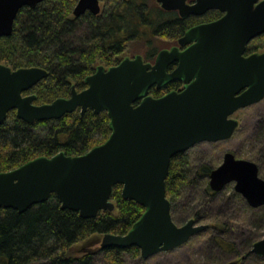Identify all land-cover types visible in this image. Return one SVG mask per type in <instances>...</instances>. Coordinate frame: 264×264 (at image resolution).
<instances>
[{"label":"water","instance_id":"95a60500","mask_svg":"<svg viewBox=\"0 0 264 264\" xmlns=\"http://www.w3.org/2000/svg\"><path fill=\"white\" fill-rule=\"evenodd\" d=\"M43 0H0V38L10 37L17 14ZM78 0L73 17L87 11L97 16L100 2ZM165 11L182 19L209 11L223 15L189 29L177 47L160 51L154 63L142 56L124 58L110 68L98 66L85 78L81 92L71 89L68 98L36 105L27 94L48 73L40 68L12 70L0 64V123L10 111L17 119L35 122L59 120L79 110L107 113V140L81 156L60 152L38 157L9 172L0 173V209L23 213L45 203L53 194L61 209L77 212L82 219L114 210L112 189L122 186L121 196L140 205L144 212L125 235L104 234L101 249L136 247L142 260L170 252L208 229L189 220L178 227L172 220L165 181L171 159L196 144L229 140L238 128L232 116L264 100V52L245 56L247 45L264 34V0H156ZM177 63L168 73L167 68ZM180 81L181 91L159 98L149 95L168 83ZM234 190L253 209L264 206V179L258 166L224 153L221 164L210 172L209 186L220 192ZM251 253L264 257V238ZM228 264H237V261Z\"/></svg>","mask_w":264,"mask_h":264},{"label":"trees","instance_id":"16d2710c","mask_svg":"<svg viewBox=\"0 0 264 264\" xmlns=\"http://www.w3.org/2000/svg\"><path fill=\"white\" fill-rule=\"evenodd\" d=\"M77 1L43 0L33 8L24 7L17 14L12 35L0 38V64L12 70L35 67L48 73L30 91L36 96L37 105L68 98L72 87L84 90L85 78L98 66H115L124 55H141L145 62L152 63L165 44L176 41L189 27L221 17L218 11H211L202 18L182 20L177 13L162 10L155 0H111L99 16L88 14L74 18L72 12ZM256 39L263 40L258 47L264 49V34ZM250 51L254 50L247 47L246 53ZM178 84L173 82L160 90L151 89L150 94L159 98ZM260 131L264 132V123ZM109 135V118L105 112L94 114L88 110L81 116L77 110L59 120L29 125L11 111L0 123V173L60 152L71 157L81 156L104 143ZM258 169L264 171L260 162ZM210 171L202 168L192 180L187 154L175 155L165 181L171 208L186 184H196L198 176L204 182ZM121 189L120 185L112 189L110 200L114 210L99 212L91 219H82L77 212L61 209L53 194L45 203L23 213L1 208L0 264L84 263L87 257L72 255L74 244L92 234L125 235L144 212L134 201L123 199ZM209 192L205 185V195ZM215 242L224 251L231 250L232 244L222 238H215ZM124 253L140 256L136 247L103 250L109 263Z\"/></svg>","mask_w":264,"mask_h":264},{"label":"rangeland","instance_id":"374dc122","mask_svg":"<svg viewBox=\"0 0 264 264\" xmlns=\"http://www.w3.org/2000/svg\"><path fill=\"white\" fill-rule=\"evenodd\" d=\"M107 3H100L101 12ZM262 41L255 39L249 44V49L254 50L250 54L264 52L263 48L258 47ZM171 45L173 43L168 48ZM257 47L259 49L255 51ZM133 57L124 55L123 59ZM232 117L238 120L239 126L229 140L202 142L185 152L189 158V175L192 180H195L202 168L212 170L218 167L226 152H231L236 159L251 161L257 166L260 162L264 168V132L260 131L264 123V100L240 109ZM259 176L264 179V171H260ZM198 177L196 184H186L180 197L174 201V208H171L170 203V212L173 222L179 227L191 219L199 225H208L202 236H195L183 246L170 252L157 253L147 260L124 253L117 261L109 263L100 246L103 234H92L72 246V255L77 258L87 257L84 263L77 264H228L233 261H237V264H264V257L251 253L253 245L264 238V206L258 209L249 207L234 191L232 184L218 194L205 195L207 180L202 182L201 177ZM218 237L232 244L230 251L217 246L215 238Z\"/></svg>","mask_w":264,"mask_h":264},{"label":"flooded vegetation","instance_id":"af4514ba","mask_svg":"<svg viewBox=\"0 0 264 264\" xmlns=\"http://www.w3.org/2000/svg\"><path fill=\"white\" fill-rule=\"evenodd\" d=\"M110 1H111V0H110ZM102 2H106V1H101L100 3H102ZM107 2H109V1H107ZM107 2H106V3H107ZM155 2H156V0H155ZM194 3H195V0H190V2H189L188 0H186V4L192 5V4H194ZM161 9H162V8H161ZM162 10H163V9H162ZM164 11H165V10H164ZM166 12H175V13H177V15L179 16V18L182 19L177 11H166ZM209 12H211V11H209ZM207 13H208V12H207ZM207 13H206V14H207ZM219 13H220V12H219ZM88 14L92 15V14H91L90 12H88V11H87L84 15H88ZM206 14H205V15H206ZM220 14H221V13H220ZM84 15H83V16H84ZM99 15H100V14H99ZM99 15H97V16H99ZM205 15H203V16H205ZM222 15H223V14H221V16H222ZM83 16H81V17H83ZM93 16H94V15H93ZM203 16H190V17L185 18V19H182V20H186V19H189V18H202ZM81 17H79V18H81ZM219 18H220V17H219ZM219 18H217V19H219ZM217 19H215V20H217ZM215 20H212V21H215ZM212 21L202 22V23H198V24H196V25H193V26L189 27V28L184 32V34H185L189 29H191V28H193V27H195V26H198V25H201V24H205V23H209V22H212ZM184 34H183V35H184ZM183 35H182L181 37H183ZM181 37H179V38H178L176 41H174V42H170L166 47H164V48L161 49L160 51L165 50V49L169 50V49H171L172 47H177L179 51H183V50H185L186 48H188V47L191 45V43L186 44V45H183V46H180L179 43H178V40H179ZM254 40H255V39H254ZM252 41H253V40H252ZM252 41H251V42H252ZM251 42H250V43H251ZM171 43H173V45H171V46L168 48V46H169ZM250 43H249V44H250ZM249 44H248V46H249ZM248 46H247V47H248ZM160 51H159V52H160ZM159 52H158V53H159ZM158 53H157V54H158ZM249 55H251V54H247V53H245V56H249ZM156 56H157V55H156ZM155 58H156V57H155ZM154 60H155V59H154ZM176 66H177V63L172 64L171 66H169V67L167 68V72H168V73L172 72V71L176 68ZM174 82H178L179 84H178V87H176L175 89H173V90H171V91H176V92L181 91L182 88H183V83H181L180 81H174ZM171 83H173V82H171ZM168 84H170V83H168ZM168 84H167V85H168ZM167 85H165L164 87H166ZM164 87H163V88H164ZM72 88H74V87H72ZM72 88H71V89H72ZM163 88H161V89H163ZM74 89H75V88H74ZM152 89H155V88H152ZM75 90H76V89H75ZM155 90H157V89H155ZM159 90H160V89H159ZM76 91H77V90H76ZM171 91H170V92H171ZM70 92H71V91H70ZM77 92H80V91H77ZM149 95L152 96V95L150 94V92H149ZM69 96H70V95H69ZM152 97H153V96H152ZM7 115H8V114H7ZM235 158H236V157H235ZM212 170H213V169H212ZM212 170H211V171H212ZM211 171H210V172H211ZM258 172H259V169H258ZM209 176H210V173L208 174V176L206 177L205 180H207V186H208V188H209V190H210V192H209L208 195H209V196H213V195H215V194H218L219 192H214V191L211 190V188H210V186H209ZM259 177H260V176H259ZM260 178H261V177H260ZM231 184L233 185V189H234L235 183H229V184H227V185L224 186V188L222 189V191H223L228 185H231ZM234 191H235V190H234ZM220 192H221V191H220ZM191 220H192V219H191ZM188 221H189V220H188ZM188 221H187V222H188ZM194 221H195V220H194ZM196 223L198 224V222H196ZM175 225H176V224H175ZM178 227H179V226H178ZM204 232H205V231H204ZM204 232H202V233H204ZM202 233H200V234H202ZM200 234H199V235H200ZM196 236H198V235H196ZM194 237H195V236H194ZM191 239H192V238H191ZM191 239H190V240H191ZM190 240H189V241H190ZM189 241H188V242H189ZM188 242H187V243H188Z\"/></svg>","mask_w":264,"mask_h":264}]
</instances>
